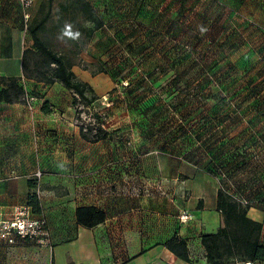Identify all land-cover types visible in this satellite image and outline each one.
Here are the masks:
<instances>
[{
	"label": "crops",
	"instance_id": "crops-1",
	"mask_svg": "<svg viewBox=\"0 0 264 264\" xmlns=\"http://www.w3.org/2000/svg\"><path fill=\"white\" fill-rule=\"evenodd\" d=\"M187 1L86 0L102 26L72 71L98 99L109 98L115 124L108 139L90 143L80 137L73 94L24 76L29 23L18 0H0V79L37 96L32 110L0 102V220L28 207L47 233L14 245L0 238V264H187L166 247L174 237L194 264H206L200 236L222 225L220 169L246 163L248 131L264 154V5L242 52L219 29L199 31ZM110 44L122 59H112ZM257 176L264 180V171ZM83 207L104 211L105 220L79 226Z\"/></svg>",
	"mask_w": 264,
	"mask_h": 264
},
{
	"label": "trees",
	"instance_id": "trees-1",
	"mask_svg": "<svg viewBox=\"0 0 264 264\" xmlns=\"http://www.w3.org/2000/svg\"><path fill=\"white\" fill-rule=\"evenodd\" d=\"M51 1H48L46 13L34 23H29L28 33L33 41V49L24 50L22 57L23 74L28 79L42 81L45 84L58 82L67 91L73 94L71 107L76 114V122L81 123L80 137L90 143H98L100 140L108 139L111 130H105L102 125L106 124L104 118H109L111 101L107 98L109 108L102 105V99H98L93 93L90 85L76 78L72 71V64L66 62L64 56L55 50H51L46 42L39 36L51 16ZM73 7L81 12L91 26L86 30V40L91 33L102 26L100 19L96 16L93 8L86 0H73ZM5 87L0 90V102L25 103V95L22 87L15 79L1 80ZM37 99L35 96H29ZM47 103H44V106ZM95 124L82 123L81 114H90ZM104 114V117L101 114ZM247 163V162H246ZM242 166L220 169H235ZM217 173V171H216ZM224 182V183H225ZM31 200H35L33 196ZM260 208L264 211V195L257 197L255 201H248L242 205L222 188H218L216 208L221 216L222 225L214 233H205L200 236L201 245L206 253V264H264V244L261 241L263 223L248 217L251 208ZM76 223L84 228H93L105 220V212L94 207L77 208ZM167 249L187 264H194L189 258L187 244L184 240L174 237L166 243Z\"/></svg>",
	"mask_w": 264,
	"mask_h": 264
},
{
	"label": "rangeland",
	"instance_id": "rangeland-1",
	"mask_svg": "<svg viewBox=\"0 0 264 264\" xmlns=\"http://www.w3.org/2000/svg\"><path fill=\"white\" fill-rule=\"evenodd\" d=\"M48 1L36 0L34 8L30 11L29 23H34L46 13ZM187 2H189L188 17L199 19V31L203 32V28L206 27L219 29L222 40L225 38L230 39V43L235 44L236 49H244L242 52L249 45V32L251 31L249 29L251 27L260 28L258 25L261 17L260 7H262L261 4L264 5V0H189ZM200 2H203V5L199 4ZM72 4L73 0H52L51 16L43 29L39 31V36L49 48L62 54L66 62L68 61L71 64L82 61L81 55L85 51L87 38L85 32L91 26L85 20L83 14L75 10ZM148 31V29H144L147 34ZM128 32H131V30ZM109 48L114 61L122 59L123 50L121 48L115 47L113 44H110ZM185 48L192 51L190 45H185ZM121 69L123 71L130 70L129 67ZM133 80L135 81V78ZM245 97L247 98L248 94L243 95V98ZM249 107L250 104L245 106L244 112H250ZM83 118H87V115H83ZM248 118L245 119L244 127L251 126V118ZM113 125H115L114 122L110 123V130L115 127ZM255 143V135L251 131L246 132L244 142L246 150L243 151L246 165L233 170V172H231L232 169L225 170L224 172L228 177L227 182L217 185V188H222L239 202L243 200L247 202L255 201L257 197H263L264 195V180L261 181V178L257 176L259 169L264 171V154L257 151ZM184 194L187 199L186 188ZM257 210L260 212L259 217L256 216L257 214L254 216V211L251 212L250 216L257 217L264 225V211L260 210L259 207ZM261 236V241L264 244V226ZM23 264H37V262L35 258L30 257Z\"/></svg>",
	"mask_w": 264,
	"mask_h": 264
},
{
	"label": "built area",
	"instance_id": "built-area-1",
	"mask_svg": "<svg viewBox=\"0 0 264 264\" xmlns=\"http://www.w3.org/2000/svg\"><path fill=\"white\" fill-rule=\"evenodd\" d=\"M20 6L23 8V20L26 23V27L30 22V11L34 8L35 0H18ZM37 99L33 97L27 96L25 98L26 106L32 110L33 104ZM102 105L109 108L110 104L107 103V98L103 97ZM90 114L83 113L81 114V122L82 123H91L95 124L94 119ZM83 115H87V118H83ZM104 117V114H101ZM87 119V120H86ZM106 124L102 125V127L109 131L110 130V122L109 118H104ZM78 125L81 123L76 122ZM42 171H37L34 174V178L38 181L42 176ZM233 199L235 197L233 196ZM238 201L237 199H235ZM239 202V201H238ZM243 205H246L248 202L245 200L240 201ZM182 219H188V216L183 217ZM46 221L44 218H35L32 213H30L29 208H19L13 211V215L8 219L0 220V238L4 240L9 245H14L16 238L20 240H34L36 238L46 237ZM249 264V263H245Z\"/></svg>",
	"mask_w": 264,
	"mask_h": 264
}]
</instances>
